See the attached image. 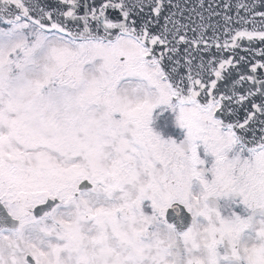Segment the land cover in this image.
I'll use <instances>...</instances> for the list:
<instances>
[{
	"label": "snow or ice",
	"instance_id": "obj_1",
	"mask_svg": "<svg viewBox=\"0 0 264 264\" xmlns=\"http://www.w3.org/2000/svg\"><path fill=\"white\" fill-rule=\"evenodd\" d=\"M0 264H264V0H0Z\"/></svg>",
	"mask_w": 264,
	"mask_h": 264
}]
</instances>
